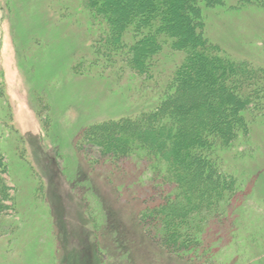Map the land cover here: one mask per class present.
<instances>
[{"label":"rangeland","instance_id":"374dc122","mask_svg":"<svg viewBox=\"0 0 264 264\" xmlns=\"http://www.w3.org/2000/svg\"><path fill=\"white\" fill-rule=\"evenodd\" d=\"M238 2L203 9L205 35L264 66V9ZM101 30L82 0H0V174L10 189L0 264H264L262 117L245 113L246 131L220 153L239 191L206 229V259L145 231L140 210L167 189L144 159L80 150L87 126L154 106L180 58L165 48L155 80L144 78L94 52Z\"/></svg>","mask_w":264,"mask_h":264},{"label":"trees","instance_id":"16d2710c","mask_svg":"<svg viewBox=\"0 0 264 264\" xmlns=\"http://www.w3.org/2000/svg\"><path fill=\"white\" fill-rule=\"evenodd\" d=\"M241 1L264 9V0ZM82 3L102 26L94 52L104 61H121L155 80L165 48L180 58L162 90L152 87L158 92L154 106L87 126L80 150H96L110 161L144 159L167 189L140 210L145 231L168 251L206 259L212 248L206 229L224 216L239 191L219 156L246 131L247 113L264 120V66L232 57L205 35L203 9L223 0ZM9 190L0 174V212Z\"/></svg>","mask_w":264,"mask_h":264}]
</instances>
